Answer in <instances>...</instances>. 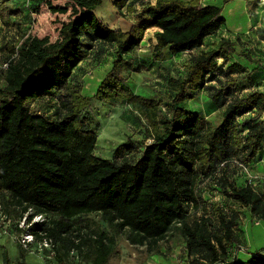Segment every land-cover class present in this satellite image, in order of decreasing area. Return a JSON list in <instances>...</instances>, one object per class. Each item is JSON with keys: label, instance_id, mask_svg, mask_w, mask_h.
Wrapping results in <instances>:
<instances>
[{"label": "trees", "instance_id": "1", "mask_svg": "<svg viewBox=\"0 0 264 264\" xmlns=\"http://www.w3.org/2000/svg\"><path fill=\"white\" fill-rule=\"evenodd\" d=\"M6 1L0 0V20L10 27L15 25L10 16L22 11ZM41 2L53 13H70L61 21L56 40L21 34L7 47L10 58L0 85V198L4 211L12 215L17 207H33L35 213L56 215L34 224L41 232L40 240L53 241L70 229L69 219L90 213H98L115 232L126 229L128 241L139 245L158 242L177 223L187 255L198 254L208 264H242L226 260L230 249L239 246L236 208L215 207L218 225L213 230L206 217L191 223L185 219L188 207L197 208L203 202L195 187L200 175L214 173L219 165L236 158L245 166L260 160L264 149V91L253 90L226 100L223 89H218L211 98L217 107H223L216 123L182 104L214 77L215 59L242 56L254 64L248 74L259 70V59L246 49L237 51L234 41L221 39L215 48L202 51L187 63L185 78L170 81L176 95L163 102L167 113L161 116L157 101L134 93L124 73L137 69L124 55L140 45L148 29H157L151 58L162 61L168 54L201 47L207 36L217 33L225 23L221 7L202 6L201 0H155L143 4L130 27L122 31L107 27L94 13L102 0H65L61 5L33 0L37 6ZM132 3L113 1L115 7H126L127 11H134ZM85 35L115 46L109 70L94 93L86 96L80 85L71 82L74 69L86 57L82 43ZM247 71L237 61L226 67L228 74ZM225 86L236 87L237 81H227ZM55 89L60 91V112L48 115L33 108L36 100L51 96ZM120 101L131 104L148 125L145 134L150 141L143 144L135 159H119L131 147V139L117 146L114 158L96 155L97 134L84 115L94 102ZM247 113L253 116L244 120L246 131L240 135L238 118ZM254 180L248 183L245 179L240 184L223 176L218 180V190L238 209L247 208L264 219V188L256 190ZM258 182L264 184V178ZM91 234L73 248L80 251L83 243L87 246L84 261L109 264L115 236L100 229ZM23 250L17 264H27ZM66 255L55 254L58 264H68ZM2 264H9L6 252ZM251 264H264V256L254 255Z\"/></svg>", "mask_w": 264, "mask_h": 264}, {"label": "rangeland", "instance_id": "2", "mask_svg": "<svg viewBox=\"0 0 264 264\" xmlns=\"http://www.w3.org/2000/svg\"><path fill=\"white\" fill-rule=\"evenodd\" d=\"M65 0H51L52 5H61ZM134 11H127L115 7V20L112 17L106 16L108 25H114L117 20L123 21L121 25L116 24L113 28L127 30L130 27V19L132 15L138 11L143 4L154 3L155 0H132ZM250 2V7L241 6V13H264V1L253 0ZM216 6L221 7L222 15L226 18L227 26L224 30H219L211 38L212 42L205 43L203 48L197 49L190 53H185L180 56L168 54L165 60H153L151 58V47L154 43V33L149 30L144 36L140 45L132 52L124 55V59H132L136 65V70L124 73L128 77V85L134 93L153 98L157 101L158 114L166 115L167 107L164 101H170L175 97L174 91L169 83L171 80H181L187 74L186 65L193 57L198 56L201 49H212L216 47L221 39H229L236 43L237 51L242 48L249 51L251 57L259 59V70H254V64L247 61L244 57L233 55L229 59H215L216 68L212 71L213 78L207 79L204 87L198 91L194 98L184 101L182 106L187 110L199 113L204 119L211 122H218L219 115L223 107H217L216 103L211 100L212 96L218 89H223V94L226 100L234 96H242L253 90L264 91V32L254 30L252 34L239 35L233 32L236 27L238 12L235 0H214ZM6 4L13 9H20L22 12L16 15H11L10 19L15 23L14 26L7 27L0 20V85L4 83V70L2 65L10 58L8 46L22 34L23 36H47L54 41L58 37V29L61 21L67 19L70 10L65 14L51 12L45 2H41L38 6L33 3V0H7ZM98 13H113L106 11L104 2L99 6ZM122 13H130L126 17ZM107 15V14H104ZM126 15V14H125ZM97 16V15H96ZM238 24V23H237ZM241 24V22H240ZM259 29V28H257ZM237 38V39H236ZM234 39V40H233ZM237 41H236V40ZM245 39L244 42H241ZM83 46L86 50V57L74 69L71 77V82L81 86L82 95H92L97 85L109 70L111 60L115 56L114 44L95 40L87 35L83 36ZM251 45V46H250ZM200 52V53H199ZM233 61H237L247 67L248 71L244 73L228 74L226 67ZM237 81L236 87L227 88V81ZM60 91L53 90L51 96L36 100L33 103V108L39 109L48 115H54L60 112ZM89 113H85V117L90 119V123L97 134V142L95 154L103 158H114V151L117 146L128 139H131V147L120 154L128 159H135L140 155V150L143 144L149 143L150 139L146 138L145 130L148 125L143 117L129 103L120 101L115 104L106 102H94L89 109ZM253 116V113H247L238 118V121L244 124V120ZM264 116V113L263 115ZM240 135H244L245 128L243 125L239 128ZM121 132V134H120ZM120 134V136H118ZM119 137V138H118ZM121 140V141H120ZM236 158V157H235ZM259 159L261 164H264V149L262 150ZM236 158L234 161L225 165H219L214 173L200 175L196 179L195 187L198 195L201 196L203 202L197 208L188 207V213L185 221L191 223L198 220L200 217L208 219V225L213 230L217 227L218 222L215 216V207L227 209L228 207L236 208L242 214L247 212V208H239L234 206L232 201H226L218 190V180L221 177H228L237 180L243 184L244 180L249 175L256 176L253 180L258 182V179L264 178V174H258L250 165H244L243 169ZM254 185V188L261 191L264 184L259 182ZM264 183V182H262ZM263 187V188H262ZM17 213L8 215L12 218V223L9 226L8 233L5 239L0 240V264H2V253L6 252L9 264H17L20 251L23 250L19 243L20 234L28 231L33 235V242L29 249H24V260L27 264H58L55 259V254L67 253L66 261L68 264H90L83 260L87 246L82 243L81 249L76 250L73 245L79 241L87 240L94 229H100L108 235L115 236V251L113 252L109 264H160L157 256L168 257L175 254L177 262L175 264H208L202 256L198 254L185 255L184 236L178 230L179 225L173 223L165 236L156 243H144L143 245L131 244L128 241V231L120 229L115 232V229L108 225L98 213H90L81 215L75 219H69L71 224L70 229L65 234H61L60 238L53 241L52 246H45L44 239H39L41 232H38L34 224H26L25 228L19 227L18 221L24 212H28L31 218L34 215H40L44 222L47 219L56 218L54 214L35 213L33 207H27L25 210L17 207ZM16 221V222H14ZM31 223V222H30ZM37 231L35 235L34 232ZM245 234L252 248L258 247L264 242V219L260 221V225L246 223ZM1 238V236H0ZM48 239V238H47ZM234 249L242 250L240 247ZM229 252H232L231 250Z\"/></svg>", "mask_w": 264, "mask_h": 264}, {"label": "crops", "instance_id": "3", "mask_svg": "<svg viewBox=\"0 0 264 264\" xmlns=\"http://www.w3.org/2000/svg\"><path fill=\"white\" fill-rule=\"evenodd\" d=\"M113 1L114 0H102V2H104V8H106V11H108V12L111 11L113 13H98V10L100 8L99 7L100 5L94 10V13L97 15L98 19L104 25H106L109 28L115 29L113 27L116 24L121 25L123 23V21L117 20L115 22V24L112 26V25H108L109 23L105 19L106 16H107V17H110V18L112 17V19L115 20V14L116 13H114V10H113V9H115V6L113 5ZM130 1H132V0H128V2H130ZM260 1L263 2L264 0H260ZM250 2H254V1L253 0H235L236 6L238 8V12H240V7L242 5L243 6L250 7L249 6L251 4ZM200 3H201L202 6H205V5H216L214 3V0H201ZM123 8L126 9V7H123ZM100 11H102V9ZM121 12H122V8H121ZM104 14H107V15H104ZM122 14H124V16H122V17H126V16L130 15V13H122ZM134 14L135 13H133L132 15L134 16ZM235 14L238 15L237 22L234 23L236 25V27L233 29V32L235 34L245 35V37H247L246 35L247 34H252L254 30L259 31L260 33L261 32H264V13H241L240 12V13H235ZM130 21L132 23L133 18H131ZM240 22H241V24H240ZM226 27H229V25L227 26L226 18H225V23L223 24V26L219 30L222 31V30L226 29ZM257 28H259V29H257ZM117 29H120V28H117ZM120 30L125 31L123 29H120ZM149 30H151L153 33L155 31H157L156 28H150V29L147 30V32ZM146 33H145V35H146ZM213 36H214V34L207 36L205 38L204 43H203V45L201 47L192 49L190 51H185V52H182V53H178L176 55L177 56H180L182 54L190 53V52L195 51L197 49L203 48L204 45H205V43H206V41L207 42H212L211 41L212 40L211 38ZM244 41H245V39H243L241 42H244ZM213 48H215V46H213ZM206 50H209V49H201L200 52L206 51ZM176 55H173V56H176ZM217 59H222V58H217ZM93 93H94V91H93ZM120 134H121V132H120ZM120 134H118V136H120ZM252 167H253V169H254V171L256 173H258V174H264V164L262 166L261 160H259L258 162L254 163L252 165ZM238 214H239L240 222H239V225L237 226V228L235 229V235L238 238V245H239L238 247H240L242 250H238V249L236 250V249H234V247H235L234 246L233 248L230 249L232 252H228L226 260H234V261H237V262H241L242 264H251V259H252V257L254 255L264 256V242L262 244H260L258 247L252 248L251 242H249V240L246 237L245 227H246V223L247 222L250 223V224L260 225V221L262 219H258L257 217H255L250 212L249 209H248L247 212H245L243 214L240 211H238ZM6 237L7 236H4L3 235V236H1L0 240L3 239V238L5 239ZM183 245H185V243H183ZM3 253H2V257H1L2 263H3ZM185 255H187L186 251H185ZM156 258H157L158 262H160V264H175V262H177V261H175L176 260L175 254L169 255L166 258L165 257H162V256H157Z\"/></svg>", "mask_w": 264, "mask_h": 264}, {"label": "built area", "instance_id": "4", "mask_svg": "<svg viewBox=\"0 0 264 264\" xmlns=\"http://www.w3.org/2000/svg\"><path fill=\"white\" fill-rule=\"evenodd\" d=\"M7 68V63H4L2 65V69L5 70ZM243 169H245L246 167L243 165V164H239ZM256 176H251L249 175L248 178H247V182L248 183H251L253 181V179L255 178ZM9 214L6 213L3 209V204H2V201H1V198H0V236H5L6 233H8L9 231V226L11 225L12 223V218L10 216H8ZM28 221H29V224H35V223H42L44 222V218L42 219L40 217V215H34L32 218H31V215L28 213V212H24L21 216V219L18 221V225L19 227H22V228H25L24 226H26V224H28ZM16 222V221H14ZM31 222V223H30ZM45 241H44V245L45 246H52L53 243H52V240L50 238H43ZM19 243L21 245V247L23 249H29V247L31 246L32 242H33V235L28 232V231H24L20 234V237H19ZM225 264V263H223Z\"/></svg>", "mask_w": 264, "mask_h": 264}]
</instances>
